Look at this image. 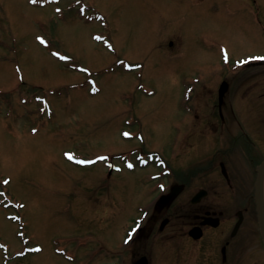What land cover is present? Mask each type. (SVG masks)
Wrapping results in <instances>:
<instances>
[{
    "label": "rangeland",
    "instance_id": "obj_1",
    "mask_svg": "<svg viewBox=\"0 0 264 264\" xmlns=\"http://www.w3.org/2000/svg\"><path fill=\"white\" fill-rule=\"evenodd\" d=\"M258 57L264 0H0V264H121L160 188L207 184L223 79L264 133Z\"/></svg>",
    "mask_w": 264,
    "mask_h": 264
},
{
    "label": "flooded vegetation",
    "instance_id": "obj_2",
    "mask_svg": "<svg viewBox=\"0 0 264 264\" xmlns=\"http://www.w3.org/2000/svg\"><path fill=\"white\" fill-rule=\"evenodd\" d=\"M226 105L225 99L222 108L217 105L203 120L217 137L210 159L197 163L195 174L201 179L208 176L207 184L184 202L177 200L187 182L178 181L165 191L176 184L184 186L170 202L156 203L153 215L149 211L122 238L117 249L122 262L127 252L130 264L143 257L147 264H264V171L258 187L263 128L255 127L259 131L251 133L253 137L242 132L243 123L235 122L233 109H224ZM236 125L241 131L235 136L231 130ZM195 194L197 202L192 201Z\"/></svg>",
    "mask_w": 264,
    "mask_h": 264
},
{
    "label": "water",
    "instance_id": "obj_3",
    "mask_svg": "<svg viewBox=\"0 0 264 264\" xmlns=\"http://www.w3.org/2000/svg\"><path fill=\"white\" fill-rule=\"evenodd\" d=\"M228 89V83L226 81H224L222 84H221V87H220V100L223 99L226 91ZM264 168V163L260 169V174H259V180L261 178V172ZM182 190V185L180 186H177L173 189V191L170 193V194H167V195H163L161 196V198L159 199V203L160 204H166L168 203L172 198H174L176 195H178ZM199 195H196L194 198H193V201L196 202L197 201V198H198ZM166 223V221L163 222V225ZM146 258L144 257L143 259H141L139 262L135 263V264H147Z\"/></svg>",
    "mask_w": 264,
    "mask_h": 264
},
{
    "label": "snow or ice",
    "instance_id": "obj_4",
    "mask_svg": "<svg viewBox=\"0 0 264 264\" xmlns=\"http://www.w3.org/2000/svg\"><path fill=\"white\" fill-rule=\"evenodd\" d=\"M257 59H264V57H258Z\"/></svg>",
    "mask_w": 264,
    "mask_h": 264
}]
</instances>
